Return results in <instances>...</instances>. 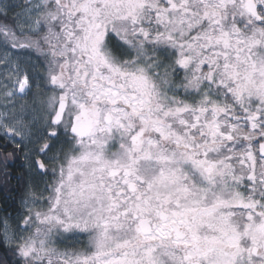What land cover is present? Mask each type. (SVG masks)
Wrapping results in <instances>:
<instances>
[{"label":"snow or ice","instance_id":"1","mask_svg":"<svg viewBox=\"0 0 264 264\" xmlns=\"http://www.w3.org/2000/svg\"><path fill=\"white\" fill-rule=\"evenodd\" d=\"M0 264H264V0H0Z\"/></svg>","mask_w":264,"mask_h":264},{"label":"flooded vegetation","instance_id":"2","mask_svg":"<svg viewBox=\"0 0 264 264\" xmlns=\"http://www.w3.org/2000/svg\"><path fill=\"white\" fill-rule=\"evenodd\" d=\"M21 167L20 161H17L15 168L10 169V177L7 179L9 186L0 187V211L8 208L12 211L19 206V195L22 191L20 184L18 183L19 172L18 169Z\"/></svg>","mask_w":264,"mask_h":264},{"label":"trees","instance_id":"3","mask_svg":"<svg viewBox=\"0 0 264 264\" xmlns=\"http://www.w3.org/2000/svg\"><path fill=\"white\" fill-rule=\"evenodd\" d=\"M0 184H1V185L3 184V187L5 186L6 188L9 186V183H8L7 179H5V180L3 181V183L0 182Z\"/></svg>","mask_w":264,"mask_h":264},{"label":"rangeland","instance_id":"4","mask_svg":"<svg viewBox=\"0 0 264 264\" xmlns=\"http://www.w3.org/2000/svg\"><path fill=\"white\" fill-rule=\"evenodd\" d=\"M5 179L3 177H0V182L3 183ZM0 187H1V184H0Z\"/></svg>","mask_w":264,"mask_h":264}]
</instances>
